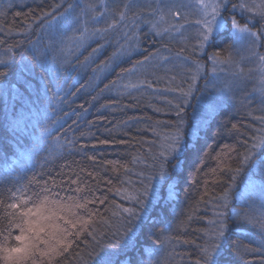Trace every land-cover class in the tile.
Instances as JSON below:
<instances>
[{
    "label": "trees",
    "instance_id": "1",
    "mask_svg": "<svg viewBox=\"0 0 264 264\" xmlns=\"http://www.w3.org/2000/svg\"><path fill=\"white\" fill-rule=\"evenodd\" d=\"M252 1L228 0L225 13L260 33L256 65L245 64L249 72L255 69V88L248 86L250 75L229 82L228 57L236 41L230 21L225 28L230 32L215 35L200 56L198 42L178 45L167 36L168 27L165 37L152 35L148 26L158 19L147 16L152 8L104 23L99 7L109 0H0V60L5 61L0 64L5 73L0 77V200L7 204L22 185L33 199L59 191L67 199L93 200L87 207L95 215L87 231L52 264H98L105 254L115 264H197L217 213L264 211V166L258 159L264 148L244 160L264 137V62L259 59L264 22L249 10ZM242 3L247 7H239ZM69 5L90 29L107 31L90 35L80 47L62 43L54 18ZM217 52L226 62L212 60ZM174 53L185 57V67L170 78L120 82L138 61L161 63ZM224 80L231 88L219 91ZM190 85V95L183 96ZM177 125L183 150L167 160L161 180L160 153ZM149 177L155 196L141 210L130 198L143 191ZM125 208L135 209L141 219L129 218ZM129 227L134 235L125 233ZM218 262L264 264V233L229 219Z\"/></svg>",
    "mask_w": 264,
    "mask_h": 264
},
{
    "label": "snow or ice",
    "instance_id": "2",
    "mask_svg": "<svg viewBox=\"0 0 264 264\" xmlns=\"http://www.w3.org/2000/svg\"><path fill=\"white\" fill-rule=\"evenodd\" d=\"M221 6L219 2L205 4L201 0V8L204 9V12L202 19L197 20V24L200 25L198 38L201 48L210 43L214 37V33H221L226 27L225 18L220 14ZM73 7V5H69L59 17L54 18L59 25L57 31L62 43L70 41L72 44L80 47L90 35L107 31V29L101 30L99 28L90 29L87 26V20H82L80 15H72ZM233 7H236V5H233ZM239 7L246 8L247 5L242 3ZM209 8L211 12L208 11ZM254 10L255 14L260 17V22H264V4L256 5ZM81 12L83 13V9ZM169 13L176 17L180 15L179 11L173 13L171 9H169ZM45 15H51V13H46ZM100 15L102 16L103 13ZM120 15L121 19H123V13ZM92 19L97 20L98 17L94 15ZM163 19L164 16L162 15L161 20ZM109 27H112V25H109ZM231 28L239 34L237 39L248 40L253 45L260 39L259 32L252 31L247 22L241 26L235 17L231 18ZM95 51L97 49H93V52ZM220 56L221 53H215L214 62H226L220 60ZM228 59L230 60L231 57L229 56ZM259 59L261 62H264V56H260ZM3 63L5 61L0 60V64ZM138 63L141 62L138 61ZM198 70L199 65H197ZM261 71L264 73V63L261 64ZM4 75V72H0V77ZM192 79L195 80L196 76H193ZM261 84L264 85V76H262ZM261 91L264 93V87H262ZM190 93L191 85L188 91L182 92V95L187 97ZM180 107L178 104L177 108L179 109ZM179 114L178 111L177 115ZM182 135L180 126L177 125L176 133L168 138L164 151L160 153L163 157L158 172L161 180L167 175L165 167L167 160L170 156L178 158L179 153L183 150ZM258 148H264V137L259 138L258 142L254 143L251 149L248 150V153L244 156L245 162L255 155L254 150ZM258 159L261 165L264 166V155L258 157ZM34 179L29 181V185L34 182ZM152 179V177H149V182L143 186V191L130 198L135 201L141 210L145 209L146 205L155 196L156 185L152 184ZM72 182L76 183L75 180ZM76 190L80 191L81 189L78 187ZM26 191L27 186L22 185L11 193L7 204L3 200H0V208L3 209V213L0 214V264H45V262L46 264H52L54 257L63 255V253L72 247L73 241L69 240V237L79 238L83 232L87 231V225L91 222L92 216L95 215L87 207L90 203H93V200L83 199L81 201L73 198L53 200L48 195H37L33 199L31 196H25ZM45 191L48 190L45 189ZM100 203H103V201L101 200ZM221 207L226 208L227 204H222ZM81 211L88 214L87 219L80 214ZM123 211L131 219H141L140 213L133 208H125ZM216 215L218 221H212L215 227L212 229L205 246L201 247V258L197 261V264H219L218 257L223 240L227 234L229 219H233L234 222L245 221L264 233V211L259 214L245 213L241 215L237 213L235 217H229L224 212H219ZM131 219L128 221L129 224L131 223ZM13 229H18V234H13ZM125 233L134 235L131 227L126 228ZM88 234L91 235L92 233L89 232ZM11 240H14L15 244L10 243ZM98 264H115V260L111 255L105 254L100 256Z\"/></svg>",
    "mask_w": 264,
    "mask_h": 264
},
{
    "label": "rangeland",
    "instance_id": "3",
    "mask_svg": "<svg viewBox=\"0 0 264 264\" xmlns=\"http://www.w3.org/2000/svg\"><path fill=\"white\" fill-rule=\"evenodd\" d=\"M87 1L88 0H86V2ZM203 2L205 4H213L218 2L221 3L222 6L220 8V14L225 18L226 26L228 21L231 22V20H228V18L231 19L232 17H234V15H232L231 13H227V15L225 13V9L228 6V0H226V2L225 0H203ZM260 4H264V0H253L251 3V9H255V6ZM125 5H127V7H125ZM159 5L164 9V13L162 11L160 12L159 7H157ZM99 8L104 13V23L113 22L116 17L121 16V13H130L136 10L152 8L153 10L146 11L147 16L150 17L151 14L152 16L153 14H156L155 19L158 17L157 21H155L154 24L148 26L149 30L153 31L152 35L165 37V29H167L168 27L169 32L167 36L171 38L170 40H172L174 43H177L178 45H191L198 42V44H200L198 38L200 25L197 24V20L202 19L204 12V9L201 8V0H109V3H107L106 6L101 5ZM169 9H171L173 13L179 11V17L170 14ZM208 11L211 12V9L209 8ZM162 15L164 16L163 20H161ZM189 20L195 21L188 22ZM154 25L155 27H153ZM241 26L243 25L241 24ZM261 28L264 32V25H262ZM231 32L233 33V37H235L236 41L234 43L235 46L230 50V61L232 62L230 70L232 75L229 82L230 84L234 81L240 82V80L243 81L247 79V76L250 75L248 86H254L255 88V69L252 68L249 72V70L246 69L245 64H249L250 66H252L256 63L257 56L255 55L253 57V47L256 44L253 45L245 39H237L239 34L232 29ZM215 34L216 33H214V35ZM259 41L260 39L257 41V43ZM207 46L208 44L203 48H201L200 46L196 47V51L200 54V56L207 53ZM213 54L214 53H212L211 56H213ZM183 58L185 57H182L178 53H174L173 56L170 57V59L161 63L155 60L152 61L146 59L145 61L139 63L133 69L134 71H131V75H125L120 82L122 83L123 81H131L133 83L140 84L141 82H145L146 79H149V77L152 76L159 78H170L171 76L175 75L178 70L182 69V67H185ZM212 60L214 61V58ZM235 73L236 75L233 76ZM228 83L226 82V80H224V84H220L218 86V90L223 91L225 88H231L229 87ZM243 89L246 90V87H243ZM49 197L53 200H67V198H65L59 191L57 193H52ZM80 214L85 217L84 212L81 211ZM73 238L74 237H69V240L72 241Z\"/></svg>",
    "mask_w": 264,
    "mask_h": 264
},
{
    "label": "bare ground",
    "instance_id": "4",
    "mask_svg": "<svg viewBox=\"0 0 264 264\" xmlns=\"http://www.w3.org/2000/svg\"><path fill=\"white\" fill-rule=\"evenodd\" d=\"M234 17H235V16H234ZM230 20H231V19H230ZM226 27H227V26H226ZM226 27H225V28H226ZM227 28H228V27H227ZM230 29H232L231 26H230ZM226 30L229 31V29H224L223 31H226ZM223 31H222V32H223ZM222 32H221V33H222ZM229 32H230V31H229ZM221 33H220V34H221ZM218 34H219V33H216L215 35H218ZM215 35H214V36H215ZM261 42H262V38H260V41H259L258 43H261ZM255 44L257 45V42H256ZM256 45H255V46H256ZM255 46L253 47V52L255 51Z\"/></svg>",
    "mask_w": 264,
    "mask_h": 264
}]
</instances>
